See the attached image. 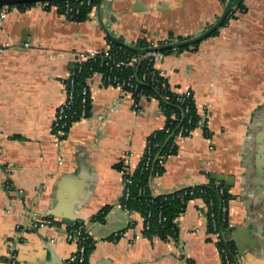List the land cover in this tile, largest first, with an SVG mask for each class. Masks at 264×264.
I'll return each instance as SVG.
<instances>
[{
    "label": "crops",
    "instance_id": "0c3cea01",
    "mask_svg": "<svg viewBox=\"0 0 264 264\" xmlns=\"http://www.w3.org/2000/svg\"><path fill=\"white\" fill-rule=\"evenodd\" d=\"M242 3L246 12L235 13L197 51L174 52L155 65L173 91L191 93L211 135L197 128L178 139L150 189L156 196L205 184L210 174L232 179L228 237L235 264H264V0ZM224 4L101 0L100 17L126 44L142 38L154 44L170 33L187 39L203 33ZM106 38L95 8L84 22L37 6L8 9L0 29V41L9 44L0 51V264H8L9 252L16 264H65L74 251L64 236L69 220L88 231L87 264H222L201 199L176 219L177 240L130 242L142 234V218L120 207L123 175L114 165L136 169L148 137L165 124L157 100L142 97L136 110L131 94L94 74L88 117L73 123L64 140L53 136L63 80L80 57L109 49ZM106 206L104 223L92 222ZM35 222L46 223L31 229Z\"/></svg>",
    "mask_w": 264,
    "mask_h": 264
},
{
    "label": "trees",
    "instance_id": "16d2710c",
    "mask_svg": "<svg viewBox=\"0 0 264 264\" xmlns=\"http://www.w3.org/2000/svg\"><path fill=\"white\" fill-rule=\"evenodd\" d=\"M226 0H221L225 3ZM73 4V16L69 19L75 22H84L88 20L91 12L96 7L97 0H69ZM62 0L51 1V5L60 6ZM34 6V4L19 5L9 8H17L25 10ZM245 13L246 8L241 3L236 10L232 11L225 20L222 27L234 18L235 13ZM57 13H61L57 11ZM218 31L214 32L210 37L216 36ZM186 37L169 34L163 41L157 43H150L142 38L133 44L136 48H145L155 45H165L173 42H181L186 40ZM109 44L110 58H105L102 54H98L93 59H86L81 62H76L72 71L74 76V100L73 110L76 115L72 119H68L70 127L73 123L79 121L78 114L82 109L83 88L88 86L89 79L94 74H102L103 76L117 77L121 81H131L133 85L137 86V90L133 93L134 104H138L139 100L144 98H153L158 101L159 107L164 111L165 124L162 129L153 132L147 139L150 146V162L147 167L145 165L146 156L143 155L134 170L130 173L128 168L123 165V161H119L114 165V168L123 172V179H130L132 181L129 185V196L127 200L121 198L120 204L124 205L130 213H137L142 218V225H148L147 230H143V235L152 240L159 238L162 241L177 240L179 235L176 219L180 214L185 212L189 201L194 199H201L205 204L211 203L215 218L218 222V230L224 236L217 243L218 249H225L229 262L235 264L234 255L235 247L233 242L229 239V223H220L219 209L223 204H228L232 196L229 193L230 188L221 184L224 188V193L219 194V187L215 186V181L210 179L207 175L208 182L198 186H192L180 189L173 193L154 195L150 189V182L156 177L162 176L165 171L164 166L159 164V160L163 156L177 153V144L175 142L176 134L181 130L185 132V138L190 136L192 131L197 128V123L200 120L205 121V116H200L197 112L193 97L190 93V98L186 99L184 103L177 101L179 95L169 89L161 87V80L157 77L152 80L150 72L151 65L147 60H143L139 67L129 66L128 63L136 53L123 47L114 45L107 39ZM122 42L123 40L120 39ZM201 43V42H200ZM200 43L180 48L177 50H165L166 55L174 52L183 51H197ZM145 76V77H144ZM128 90L127 88H125ZM90 99L86 106L87 116L89 115ZM188 109V112H186ZM204 136L209 138L210 133L207 130L201 129ZM157 175V176H156ZM192 194V195H191ZM111 207L106 206L102 208L96 215L91 218L92 222L104 223L105 217L110 211ZM83 225L76 223L73 226ZM129 227V226H128ZM130 228V227H129ZM92 242L90 239V246L87 249V255L92 250Z\"/></svg>",
    "mask_w": 264,
    "mask_h": 264
},
{
    "label": "built area",
    "instance_id": "2783aa9c",
    "mask_svg": "<svg viewBox=\"0 0 264 264\" xmlns=\"http://www.w3.org/2000/svg\"><path fill=\"white\" fill-rule=\"evenodd\" d=\"M51 2H42L34 4V6H37L41 8L44 11H60V15L69 20L73 16V4L69 2V0H62V3L60 6L57 5H51ZM9 7H5L2 10H0V29L2 27L3 21L5 20L7 16V12ZM28 9V8H27ZM26 10V9H25ZM169 44V43H168ZM133 46V45H132ZM8 43H2L0 41V51H2L5 48H8ZM98 54H102L105 58H110L109 49L103 50V51H92L88 53L87 55L80 57V59L77 60V62L84 61L86 59H93ZM165 57V54L163 51H149L144 53L140 58L138 56L133 57L130 62L128 63L129 66H135L137 65L138 60H147L148 63L151 65V78L154 80L156 77L161 80V87L163 89H169L170 91H173L170 85L168 84V81L166 77L161 73L158 72L155 69V65L158 64L160 61H162ZM74 76L75 72L71 71L69 75L63 80V88L65 92V101L57 108L53 123H52V133L55 139L60 142L64 140L70 130V123L68 119H72L76 112L73 110V100H74ZM102 76V83L104 85L113 86L123 93H129L133 95V93L137 90V86L133 85L132 82L129 81H121L117 77H110V76ZM145 77V76H144ZM127 88L128 90H126ZM179 95L177 98V101L180 103H184V101L188 98H190L189 92H176ZM83 99H82V109L80 110L78 114L79 121L86 119L87 116V109L86 106L88 104V98H89V86L83 88L82 91ZM134 108L138 110V105L134 104ZM186 112H188V109H186ZM157 113L160 115H164V111L159 107L157 110ZM197 128L207 130V115L205 116V121L200 120L197 123ZM196 128V129H197ZM188 132L187 130L181 129L175 136V142L178 139L185 138L184 133ZM146 156L145 158V165L144 167H147L150 162V146L148 143H146V147L144 150V154ZM172 155L163 156L159 160V164L162 166H165L166 161H168ZM122 175L123 172H121ZM157 176V175H156ZM132 181L130 179H123V192H122V199L127 200L129 196V185H131ZM9 184H6V188L9 189ZM215 186L219 187V194L224 193V188L221 186L219 181H215ZM192 195V194H191ZM192 201V200H191ZM190 202V201H189ZM188 202V203H189ZM120 207L128 214V217L130 218L131 213L125 208L124 205L120 204ZM205 208L207 210V220H208V227H209V233L211 235V238L216 243H219L221 239H224V236L221 232L218 230V222L215 218V214L212 209V204L208 203L205 204ZM184 213V212H183ZM219 217H220V223H228L229 217H228V204H223L219 209ZM46 222H35L30 223L31 229H37L40 225L45 224ZM130 228L133 226V222L129 221ZM143 230L148 229V225H142ZM65 240L68 244L73 245L74 251L73 253L67 257L65 264H87L88 255H87V249L90 246V236L88 234V231L85 229L84 225H77V226H71L67 227L66 231L64 232ZM119 233H114L113 238H118ZM142 237H145L142 234L136 235L133 239H131V243H135ZM146 238V237H145ZM218 248V247H217ZM219 257L222 264H233L229 262L227 253L225 249H218ZM8 264H16V260L13 256V253L9 252Z\"/></svg>",
    "mask_w": 264,
    "mask_h": 264
},
{
    "label": "water",
    "instance_id": "95a60500",
    "mask_svg": "<svg viewBox=\"0 0 264 264\" xmlns=\"http://www.w3.org/2000/svg\"><path fill=\"white\" fill-rule=\"evenodd\" d=\"M51 1H59V0H0V10H2L5 7H15L19 5H26V4H37V3H42V2H51ZM243 2V0H226L223 10L216 20V22L208 27L203 33L186 39L181 42H173L165 45H155V46H150V47H145V48H136L132 45H128L124 42H122L120 39L117 37L113 36L104 26L101 17H100V12H101V0H97L96 4V15L98 19V23L100 27L102 28L103 32L105 33V36L107 39L110 40V42L114 45L118 46H123L133 52L136 53L138 58H140L144 53L149 52V51H165V50H177L180 48L188 47L197 43H200L210 37L214 32L220 30L222 28L225 20L228 18L229 14L236 10L237 7ZM139 2H135V6H139ZM141 60H138L137 62V67L140 66ZM210 179L214 181H219L221 184L226 185L227 187H231L232 185V179L227 178L226 176L223 175H218V174H210ZM65 224H67V227H71L76 224V222H73L71 220L65 221Z\"/></svg>",
    "mask_w": 264,
    "mask_h": 264
},
{
    "label": "rangeland",
    "instance_id": "374dc122",
    "mask_svg": "<svg viewBox=\"0 0 264 264\" xmlns=\"http://www.w3.org/2000/svg\"><path fill=\"white\" fill-rule=\"evenodd\" d=\"M94 10V9H93Z\"/></svg>",
    "mask_w": 264,
    "mask_h": 264
}]
</instances>
